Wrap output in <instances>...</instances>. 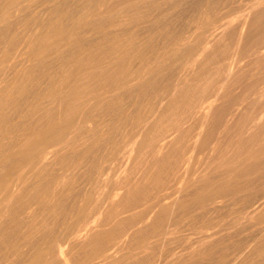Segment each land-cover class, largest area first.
<instances>
[{"label": "bare ground", "instance_id": "obj_1", "mask_svg": "<svg viewBox=\"0 0 264 264\" xmlns=\"http://www.w3.org/2000/svg\"><path fill=\"white\" fill-rule=\"evenodd\" d=\"M67 257L264 264V0H0V264Z\"/></svg>", "mask_w": 264, "mask_h": 264}, {"label": "rangeland", "instance_id": "obj_2", "mask_svg": "<svg viewBox=\"0 0 264 264\" xmlns=\"http://www.w3.org/2000/svg\"><path fill=\"white\" fill-rule=\"evenodd\" d=\"M197 4V2L196 3H194L193 4V6L194 5H196ZM46 17H47V15H46ZM113 165V166H112ZM113 167V168H112ZM124 171V167L123 168H121V165L118 163V162H113V163H111L110 164V168L107 170V172L105 173V177H104V179L105 178H107V177H111V178H117V176H119V175H121L122 174V172ZM110 172V173H109ZM107 173H109V174H107ZM230 219H232V218H230ZM229 221V220H228ZM226 223H227V221H225ZM225 222H223L224 224H225ZM185 232V233H184ZM184 233V234H183ZM193 234V235H191V234ZM187 234H189V235H187ZM178 236H179V238H184V236L185 237H189V238H191V239H196L197 237H198V232H194V231H190V230H188V229H186V230H184L183 232H181V233H179V234H177ZM176 235V236H177ZM197 235V236H196ZM181 236V237H180ZM193 237V238H192ZM131 254H122L121 256H123L121 259L122 260H126V259H129L131 256H130ZM136 254H134V256H135ZM151 255V254H150ZM120 256V257H121ZM128 256V257H127ZM66 260V262L68 263V264H83V263H75L74 262V260H70L68 257L65 259Z\"/></svg>", "mask_w": 264, "mask_h": 264}]
</instances>
